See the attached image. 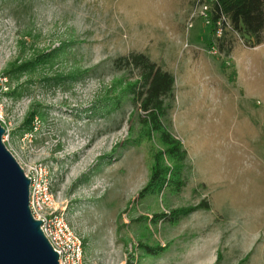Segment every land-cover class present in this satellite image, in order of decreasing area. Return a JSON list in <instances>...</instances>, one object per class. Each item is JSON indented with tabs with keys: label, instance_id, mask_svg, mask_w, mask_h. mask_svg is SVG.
<instances>
[{
	"label": "rangeland",
	"instance_id": "obj_1",
	"mask_svg": "<svg viewBox=\"0 0 264 264\" xmlns=\"http://www.w3.org/2000/svg\"><path fill=\"white\" fill-rule=\"evenodd\" d=\"M201 10L196 0H0L4 144L18 162L51 165L57 207L90 264H264V43L233 32L220 54ZM55 49L51 62L12 69ZM132 52L175 77L162 121L186 152L179 190L139 195L163 148L141 135L127 91L138 69L116 63Z\"/></svg>",
	"mask_w": 264,
	"mask_h": 264
},
{
	"label": "trees",
	"instance_id": "obj_2",
	"mask_svg": "<svg viewBox=\"0 0 264 264\" xmlns=\"http://www.w3.org/2000/svg\"><path fill=\"white\" fill-rule=\"evenodd\" d=\"M197 1V0H196ZM209 5L207 16L210 26L209 43L220 54L229 55L231 44L227 41L229 34L236 33L249 38L250 47L264 43V0H201ZM221 21V34L216 35L217 22ZM213 43V44H212ZM215 49V50H216ZM61 49L47 51L34 55L29 60L17 64L14 70L26 68L31 63L39 64L43 61L51 62L60 55ZM121 66H131L138 69V79L127 86V91L132 94L135 104L144 113L142 124L143 137L157 136V141L162 146L155 150L150 167V176L147 184L139 192L162 191L165 186H171L173 190H179L183 186L181 169L185 160L186 152L181 141L176 139L164 125L162 118L166 116L168 106L165 99L173 97L175 77L171 72L163 70L152 62L144 53L132 52L116 60ZM123 64V65H122ZM11 72V69H8ZM118 100V98L114 99ZM37 113H30L28 120H32ZM166 156L167 166L163 162ZM191 209H180L178 212H188ZM146 253L152 250L144 246ZM151 250V251H150Z\"/></svg>",
	"mask_w": 264,
	"mask_h": 264
},
{
	"label": "water",
	"instance_id": "obj_3",
	"mask_svg": "<svg viewBox=\"0 0 264 264\" xmlns=\"http://www.w3.org/2000/svg\"><path fill=\"white\" fill-rule=\"evenodd\" d=\"M0 123V264H60L29 208L30 179L6 147Z\"/></svg>",
	"mask_w": 264,
	"mask_h": 264
},
{
	"label": "built area",
	"instance_id": "obj_4",
	"mask_svg": "<svg viewBox=\"0 0 264 264\" xmlns=\"http://www.w3.org/2000/svg\"><path fill=\"white\" fill-rule=\"evenodd\" d=\"M197 3L202 8L201 15L209 24L207 16L209 5L201 0H197ZM217 25L216 35L219 36L221 21H218ZM1 121H3V115L0 109ZM18 163L30 179L29 208L32 216L36 220H41L40 228L54 251L58 253L59 263L85 264L82 239L68 222L64 209L57 207L56 192L53 189L55 182L53 168L47 162L41 161Z\"/></svg>",
	"mask_w": 264,
	"mask_h": 264
},
{
	"label": "crops",
	"instance_id": "obj_5",
	"mask_svg": "<svg viewBox=\"0 0 264 264\" xmlns=\"http://www.w3.org/2000/svg\"><path fill=\"white\" fill-rule=\"evenodd\" d=\"M210 34V33H209ZM210 37V36H209ZM260 45V44H259ZM256 47V46H255ZM255 47H252V49L253 48H255ZM84 262H85V264H90V254H86V253H84Z\"/></svg>",
	"mask_w": 264,
	"mask_h": 264
}]
</instances>
